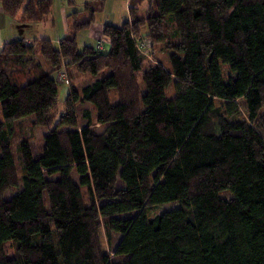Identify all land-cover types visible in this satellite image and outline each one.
I'll return each mask as SVG.
<instances>
[{"label":"trees","instance_id":"1","mask_svg":"<svg viewBox=\"0 0 264 264\" xmlns=\"http://www.w3.org/2000/svg\"><path fill=\"white\" fill-rule=\"evenodd\" d=\"M141 2L104 24L107 42L77 48L100 0L57 47L0 49V264H264V0H153L140 16ZM0 5L38 22L52 0ZM145 38L169 69L146 60ZM83 103L86 124L61 130ZM35 126L49 130L34 150Z\"/></svg>","mask_w":264,"mask_h":264},{"label":"rangeland","instance_id":"2","mask_svg":"<svg viewBox=\"0 0 264 264\" xmlns=\"http://www.w3.org/2000/svg\"><path fill=\"white\" fill-rule=\"evenodd\" d=\"M66 1V0H65ZM100 1V0H99ZM98 0H92V2H99ZM85 0H74L75 6L73 7H80L84 5ZM128 0H102V4L100 6L101 9L96 11L94 13L95 16V21L96 23H110L113 25H121L125 19H127L128 17V10H127V4ZM64 3V2H63ZM154 4L153 0H142V2L138 5V15L143 16L144 14H146L147 9L152 6ZM9 17V16H8ZM18 20H20L21 18L19 17V14L16 16ZM58 21V20H57ZM57 25V22H56ZM62 30L59 29V21H58V28H54L53 30H50V27L48 28V30H46V35L49 36L50 38H61L62 35ZM86 34V29H82L81 31H79L77 33V48L78 50H81L85 45H90L93 46V44L96 42L94 40H90L88 38H84L82 39L81 35H85ZM99 41L102 42L104 39L107 40V38H104L103 36H101V34L98 35ZM144 40V47L140 46L142 48H144V50H142V53L146 56V60L150 62V64H155L158 61L160 63L163 64V66L167 69H169V61H168V52L164 50L165 46H163V44H157L154 46L153 51L151 50L152 47L150 45V40ZM142 40V41H143ZM27 43V42H25ZM58 42H56L53 46L57 47ZM96 44V43H95ZM38 48V47H37ZM38 51V50H36ZM152 52V53H151ZM63 68H61L59 71L54 73V77L57 80V88H58V94H57V98H56V108L58 109H63L64 107V99L67 95L68 92V85L67 83L60 81L58 79V75L60 73L65 74V76L67 77L68 80V76L67 73L64 71H62ZM227 68H224V74H227ZM75 82V81H74ZM76 85H79L81 83L86 82V78L83 75H77L76 76ZM88 104L83 103V104H78L76 107L77 110V122L76 125L69 127V126H61L60 129H69V128H77L80 129L82 126H84L86 124V121L81 117V110L84 108H88ZM0 119H2V112L0 109ZM26 125L29 124V121L26 120L25 122ZM95 128L98 131L103 130L102 125L99 124H95L94 125ZM49 130V126H35L33 127V129L28 130L30 133V139H31V146L33 147V149L35 150V148H38L41 144V138L43 137V135ZM33 150V151H34ZM56 175H52V177H55ZM71 177L77 181L78 179V175L74 172V170H72L71 172ZM84 196L87 199V194L86 192H84ZM176 206L175 202H171V203H166V204H162L160 206H158V208L156 209V211H160V210H164V209H170ZM98 241L100 244V247L103 251L107 252L110 257L115 260V261H121L123 259H125V256L122 255H115L113 253L114 247L117 244V241L120 237L119 234L117 233H113L111 234L110 239L108 240L107 237L105 236L104 230L99 227L98 229ZM7 246V245H6ZM7 250H10L9 248Z\"/></svg>","mask_w":264,"mask_h":264},{"label":"crops","instance_id":"3","mask_svg":"<svg viewBox=\"0 0 264 264\" xmlns=\"http://www.w3.org/2000/svg\"><path fill=\"white\" fill-rule=\"evenodd\" d=\"M92 1V0H85ZM99 1V0H98ZM64 2V3H63ZM84 2V3H85ZM96 3V2H95ZM129 0L126 4L128 10ZM97 4V3H96ZM74 0H52V6L50 13L47 17L43 20L38 22H24L22 20H18L17 17H8L0 5V49L8 42L15 41V40H22L27 42V44H36L39 40L47 39L51 42L52 46L58 42L60 38H50L46 35V30L50 27V30L54 28H58V21H59V29L62 30V35L65 36L70 31V26L73 17L76 18H87V13L85 11L78 12L77 15L72 14L75 11H79L82 8L76 7ZM129 17V13H128ZM127 17V18H128ZM58 20V21H57ZM57 22V25H56ZM104 23H91L86 28V34L81 35L82 39L88 38L90 40L96 41L98 43L99 38L98 35H102ZM81 31V30H80ZM77 35V34H76ZM62 36V37H63ZM77 40V36H76ZM103 42H107L105 39ZM93 45H96V44Z\"/></svg>","mask_w":264,"mask_h":264},{"label":"built area","instance_id":"4","mask_svg":"<svg viewBox=\"0 0 264 264\" xmlns=\"http://www.w3.org/2000/svg\"><path fill=\"white\" fill-rule=\"evenodd\" d=\"M144 41H141L140 43H139V45L140 46H143L144 47ZM98 46H100V45H98ZM142 48V47H141ZM142 50H144V48H142ZM63 71V70H62ZM63 73H64V71H63ZM58 79L60 80V81H63V82H65V83H67V77L65 76V74H62V73H60L59 75H58Z\"/></svg>","mask_w":264,"mask_h":264}]
</instances>
